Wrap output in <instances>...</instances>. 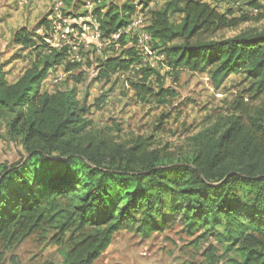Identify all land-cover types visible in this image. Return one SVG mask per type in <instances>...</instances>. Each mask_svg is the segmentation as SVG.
<instances>
[{
	"label": "trees",
	"instance_id": "trees-1",
	"mask_svg": "<svg viewBox=\"0 0 264 264\" xmlns=\"http://www.w3.org/2000/svg\"><path fill=\"white\" fill-rule=\"evenodd\" d=\"M134 1L61 0L72 14L91 3L98 40L123 47L120 55L99 60L96 80L130 73L142 60L123 31L136 12ZM150 2L137 0L142 11ZM254 6L264 9L260 2ZM233 12L202 0H168L148 10L146 30L171 70L209 69L215 88L241 71L253 92L264 93V29L217 35L247 19L238 22ZM173 14L180 19L172 20ZM37 27L52 32V19L12 34L21 49L36 51L15 81L0 64V123L10 115L8 133L24 150L20 159L0 162V258L40 231L60 247V264H92L121 229L149 237L177 223L187 235L197 234L194 241L212 236L224 243L222 256L211 245L201 264H264V101L249 108L235 99L232 110L191 136L184 150L165 151L149 138L122 142L94 129L88 116L103 98L88 104V94L79 99L74 88H41L58 66L75 82L82 76L70 74L80 64L70 62L68 46H51V34H36ZM154 71L142 70L129 85L140 101L165 103L174 89ZM152 73L157 87L149 81Z\"/></svg>",
	"mask_w": 264,
	"mask_h": 264
},
{
	"label": "rangeland",
	"instance_id": "rangeland-1",
	"mask_svg": "<svg viewBox=\"0 0 264 264\" xmlns=\"http://www.w3.org/2000/svg\"><path fill=\"white\" fill-rule=\"evenodd\" d=\"M120 3L124 0H115ZM137 2V0H135ZM168 0H151L148 8L142 11L138 5L133 17H140L143 30L148 24V10L164 6ZM216 7L220 12L234 10V17L238 22L234 28L224 29L217 35L230 36L247 28L264 29V16L260 15L264 9H256L254 4L264 0H202ZM0 7V35L6 39V46L0 51V64L7 70L9 82L15 81L23 70L34 59L36 51L21 49L12 42L13 32L22 25L29 29L36 27L37 22L47 17L53 20L55 30L62 31L66 26L74 27L68 34L70 46L69 60L80 64L70 74H81L80 82L68 78L62 66L56 67L42 84L45 91L74 88L78 98L82 99L87 93V103L94 104L101 98L100 107H92L88 116L93 120L94 129L104 134L114 136L122 142H129L134 138H149L153 146L165 151L186 149L189 138L202 128L214 122L219 116L230 112L237 100H243L249 108L259 106L264 101V93L252 90L251 81L241 72L231 73L222 84L215 88L210 78L209 69L189 71L184 69L171 70L167 66L166 58L160 48L150 43L154 52L151 56L133 66L130 73L111 74L108 80H96L97 66L105 56L120 55L123 47L110 40L100 41L94 38L95 22L90 16L91 3L85 2L75 10L84 13L81 19L75 17L73 21L71 10L63 11L61 0H1ZM12 5V8H11ZM16 9V10H15ZM70 13V14H69ZM50 15V17H49ZM69 15V16H67ZM66 16V17H65ZM64 18L66 22L64 23ZM172 20L178 21L179 14H173ZM52 32L43 27H37L35 33L43 35ZM55 34V33H54ZM126 34L130 40H137L136 30ZM50 37L47 43L51 42ZM55 42V41H54ZM41 48L43 43L38 41ZM48 43V44H49ZM153 68L162 76L165 87L174 89L175 96L161 103L150 97L147 101H140L129 85V80L142 76V70ZM154 71V72H155ZM174 76H177L176 80ZM150 83L157 87V76L151 74ZM10 115L6 114L0 123V162H14L24 150L19 139L8 133L7 123ZM197 234L189 236L177 223L169 225L161 232H154L149 237L121 229L114 234L109 247L92 264H201L204 252L209 246L217 249L222 256L225 245L212 236L207 239L194 241ZM60 247L52 244L49 237H42V233L35 232L22 243L5 252L0 258V264H40L45 260H52L60 264L62 258ZM220 260H223L220 257Z\"/></svg>",
	"mask_w": 264,
	"mask_h": 264
},
{
	"label": "built area",
	"instance_id": "built-area-1",
	"mask_svg": "<svg viewBox=\"0 0 264 264\" xmlns=\"http://www.w3.org/2000/svg\"><path fill=\"white\" fill-rule=\"evenodd\" d=\"M135 3V7L136 9L138 8V5L136 1H134ZM50 17V16H49ZM66 17V16H65ZM79 19H81V16L78 17ZM51 19V17H50ZM73 21L77 22L76 18H73ZM53 22V20H52ZM64 23L66 22V18H64ZM143 24H142V20L140 17H131L129 24L125 27V29L123 30L124 33H127L130 30H136V37L137 40H135V44L134 47L137 51V53L139 55H141V57L144 59L145 57H149L153 54L154 49L151 48L150 43H151V36L150 34L147 32V30H143ZM74 31V27H69L66 26L62 31H57L55 30V27L53 26L52 29V40L50 42V45L53 47H61V46H68V52L70 50V48L72 46H70V42L68 40V34L70 32ZM55 33V34H54ZM120 31L118 33L112 34V38L116 39L119 35ZM100 34V30L97 26V24H95V28L93 31V37L98 39ZM55 41V42H54ZM69 58V57H68Z\"/></svg>",
	"mask_w": 264,
	"mask_h": 264
},
{
	"label": "crops",
	"instance_id": "crops-1",
	"mask_svg": "<svg viewBox=\"0 0 264 264\" xmlns=\"http://www.w3.org/2000/svg\"><path fill=\"white\" fill-rule=\"evenodd\" d=\"M1 1V0H0ZM10 2V0H9ZM0 7H1V2H0ZM11 8H12V5H11ZM16 10V9H15ZM7 42H6V39L5 37L2 38L1 35H0V51L3 50V47L6 46Z\"/></svg>",
	"mask_w": 264,
	"mask_h": 264
}]
</instances>
